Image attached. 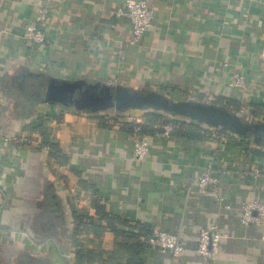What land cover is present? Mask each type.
<instances>
[{"label":"crops","instance_id":"obj_1","mask_svg":"<svg viewBox=\"0 0 264 264\" xmlns=\"http://www.w3.org/2000/svg\"><path fill=\"white\" fill-rule=\"evenodd\" d=\"M124 4L0 0V133L27 135L0 142V264H126L137 240L143 264H264V221H247L245 210L264 203V135L179 116L176 125L199 135H163L142 129L141 109L89 111L45 97L55 78L179 100L212 93L264 122V0H151L153 24L137 44L117 14ZM42 7L46 40L34 44L28 25ZM138 128L150 144L142 159ZM207 170L219 179L209 185L216 196L200 187ZM212 225L222 233L215 260L197 250ZM155 228L178 233L184 250L153 246Z\"/></svg>","mask_w":264,"mask_h":264},{"label":"water","instance_id":"obj_2","mask_svg":"<svg viewBox=\"0 0 264 264\" xmlns=\"http://www.w3.org/2000/svg\"><path fill=\"white\" fill-rule=\"evenodd\" d=\"M103 85L55 78L47 85L45 97L89 111L128 108L160 110L173 116L228 128L242 135L255 133L257 139L264 135V123L250 124L242 115L221 104L178 100L157 90L142 91L121 85L104 89Z\"/></svg>","mask_w":264,"mask_h":264},{"label":"built area","instance_id":"obj_3","mask_svg":"<svg viewBox=\"0 0 264 264\" xmlns=\"http://www.w3.org/2000/svg\"><path fill=\"white\" fill-rule=\"evenodd\" d=\"M48 12L49 10L47 7H42L36 19L28 25L29 38L34 44H41L46 40V34L40 27V24L47 18ZM117 14L129 20L133 32V42L137 44L141 42L146 32L152 26L155 8L151 5V0H125V4L119 8ZM234 79L238 85H245L246 77L244 74L237 72L234 74ZM208 99L209 102L215 103L213 101H216V104H218V97L216 94H209ZM159 127H161L159 133L170 135L176 127L175 117ZM137 131L136 136H134L135 150L138 157L142 159L149 154L150 144L146 135L141 132L140 128H138ZM38 139L41 142L44 141L42 138L38 137ZM38 139H35L36 142ZM25 140H27V135L3 136L0 133V142H2L3 146L17 144ZM40 141L39 143H41ZM43 146L47 147L45 143ZM218 180V177L211 170H207L200 176L199 184L204 193L216 196L218 194L217 190L215 188H210L209 185L217 183ZM245 210L247 221H264V203L255 201L247 202ZM254 210L259 212L256 216L252 215ZM10 234H13V232H10ZM221 235L222 233L217 225L203 228L200 232L197 250L208 259L215 260L219 251L218 243ZM151 243L164 252L173 251L179 253L184 250V245L179 234L162 228H155Z\"/></svg>","mask_w":264,"mask_h":264},{"label":"trees","instance_id":"obj_4","mask_svg":"<svg viewBox=\"0 0 264 264\" xmlns=\"http://www.w3.org/2000/svg\"><path fill=\"white\" fill-rule=\"evenodd\" d=\"M44 77V76H43ZM42 78V77H41ZM44 80V79H43ZM44 82H45V80H44ZM104 86V89L105 88H108L109 89V86H106L105 84L103 85ZM148 112H149V110L147 111L146 110V115H149L148 114ZM156 111L154 110V111H151V115H149L148 117H150V116H152V117H150V119H146V122L143 124V128L142 129H144V130H146V131H159V130H161V127H159L160 125H159V123H160V121L157 123V122H155V120H157V118H158V113L156 112ZM150 113V112H149ZM154 113V114H153ZM243 116V115H242ZM147 117V118H148ZM244 117V116H243ZM246 117V116H245ZM244 117V118H245ZM247 121V120H246ZM248 122V121H247ZM248 123H250V122H248ZM255 123H264V122H261V121H258V122H255ZM176 127H177V129H180V128H186L185 130H187V133L188 134H195L196 136H198L199 135V133H196V128L194 127V126H191V130H189V127H188V125H185V124H181V125H179V123L176 125ZM175 127V128H176ZM179 127V128H178ZM251 135H253L252 133H250V134H248V135H246V136H251ZM256 136H257V134H255ZM262 143H264V140H262ZM46 145H48L49 146V144L47 143ZM129 237V236H128ZM131 237H133V238H136V239H138V238H140V236L139 235H132V236H130V238L129 239H131ZM136 245V247H135V249H134V251H133V253H130V252H127L128 253V258H127V260H126V264H143V262L140 260V258L138 257V255H139V253H140V250H141V248H142V246L144 245V243L143 242H141V241H139V240H137V243L135 244Z\"/></svg>","mask_w":264,"mask_h":264},{"label":"rangeland","instance_id":"obj_5","mask_svg":"<svg viewBox=\"0 0 264 264\" xmlns=\"http://www.w3.org/2000/svg\"><path fill=\"white\" fill-rule=\"evenodd\" d=\"M175 99V98H174ZM179 100V99H178ZM147 111L149 110V112H148V114L149 115H151V111H154V109H146ZM146 110L144 111V110H139L138 112H144V113H142V115H143V119H150V117H152V116H150V117H148L149 115H146L147 113H146ZM159 115H158V118H157V120H155V122H159L160 121V123H159V125H163V124H165V123H167L169 120H171L172 118H174V116L173 115H171L170 113H167V112H164V111H160V110H155ZM155 112V113H156ZM154 114V113H153ZM244 117H245V114H242ZM148 117V118H147ZM245 119L248 121V122H250V124H253V123H255V121L256 120H254V119H250V118H248L247 116L245 117ZM144 122H146V121H144ZM253 135H251L252 137L251 138H254L253 136H255L256 137V135L254 134V133H252Z\"/></svg>","mask_w":264,"mask_h":264}]
</instances>
